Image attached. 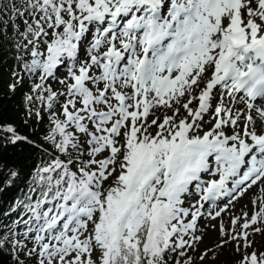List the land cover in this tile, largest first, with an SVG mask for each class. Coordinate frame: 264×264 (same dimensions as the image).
<instances>
[{
	"label": "snow or ice",
	"instance_id": "6c2138e0",
	"mask_svg": "<svg viewBox=\"0 0 264 264\" xmlns=\"http://www.w3.org/2000/svg\"><path fill=\"white\" fill-rule=\"evenodd\" d=\"M0 90V264H264V0H0Z\"/></svg>",
	"mask_w": 264,
	"mask_h": 264
},
{
	"label": "trees",
	"instance_id": "16d2710c",
	"mask_svg": "<svg viewBox=\"0 0 264 264\" xmlns=\"http://www.w3.org/2000/svg\"><path fill=\"white\" fill-rule=\"evenodd\" d=\"M15 103H17L16 100L5 96V90H0V111L7 109V112L5 113L6 116L14 115L15 109L13 108V105Z\"/></svg>",
	"mask_w": 264,
	"mask_h": 264
}]
</instances>
